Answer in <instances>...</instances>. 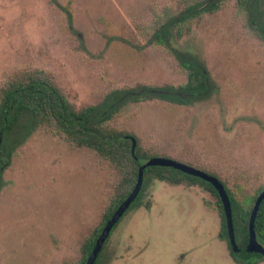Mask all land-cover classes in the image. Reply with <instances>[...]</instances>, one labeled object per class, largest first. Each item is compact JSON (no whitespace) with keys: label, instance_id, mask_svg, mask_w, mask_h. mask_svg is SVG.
<instances>
[{"label":"rangeland","instance_id":"1","mask_svg":"<svg viewBox=\"0 0 264 264\" xmlns=\"http://www.w3.org/2000/svg\"><path fill=\"white\" fill-rule=\"evenodd\" d=\"M165 6L179 10L183 0H0V88L44 71L79 110L137 86L183 85L177 54H189L214 85L208 99L124 103L106 127L133 136L149 158L219 179L246 207L264 186V42L245 32L236 1L223 0L179 39L158 45L144 27ZM260 10L264 18V0ZM121 180L120 168L94 151L34 130L1 175L0 264L78 262ZM220 228L208 186H173L149 172L97 264H239Z\"/></svg>","mask_w":264,"mask_h":264},{"label":"trees","instance_id":"2","mask_svg":"<svg viewBox=\"0 0 264 264\" xmlns=\"http://www.w3.org/2000/svg\"><path fill=\"white\" fill-rule=\"evenodd\" d=\"M222 1L183 0V7L179 10L165 6L150 23L145 25V32L158 45L168 44L170 38L179 39L187 32L190 23L194 20L218 11ZM235 1L236 11L243 19L245 32L264 42V18L260 10L262 0ZM177 58L181 70L186 73V82L183 85L177 88L137 86L114 93L108 104L89 105L79 110H75L66 101L44 71L25 72L19 77L7 79L2 84L0 88V187L1 175L8 167L13 152L30 133L40 127L47 128L62 141L77 148L94 151L103 159L117 165L122 172L117 193L105 207L98 227L82 244L80 260L73 264H85L105 223L134 188L139 167L150 159L140 153L137 147H135L134 156L131 155V142L128 138L130 135L107 129L106 123L116 109L124 103H140L154 99L177 104H192L208 99L215 91L206 70L196 58L185 53L177 54ZM149 172H154L157 179L173 186H191L195 182L208 186L217 197V208L221 219L219 238L226 242L230 255L237 263L257 262L255 258L242 261L232 253L222 206L216 191L209 183L171 168L146 167L143 170V176ZM222 185L224 186L223 183ZM142 188L143 181L138 196L129 208L138 199ZM225 190L232 209L235 242L238 248H243L248 241V219L251 209L256 197L264 191V186L248 198L246 207L239 205L229 190L227 188ZM254 230L257 241L264 244V199L257 211ZM101 251L94 264L98 263Z\"/></svg>","mask_w":264,"mask_h":264},{"label":"water","instance_id":"3","mask_svg":"<svg viewBox=\"0 0 264 264\" xmlns=\"http://www.w3.org/2000/svg\"><path fill=\"white\" fill-rule=\"evenodd\" d=\"M131 142L130 152L134 156L136 141L134 138L129 137ZM146 167H164L171 168L176 171H180L188 176L199 178L200 180L209 183L212 188L216 191L217 196L220 200L224 219L225 226L227 231L228 242L231 248L232 253L242 261H248L252 258L261 259L264 256V247L258 243L255 235V219L259 206L264 199V191H262L255 199L253 207L251 209L249 219H248V241L243 248H238L235 242L234 228H233V219H232V209L229 201V197L226 193V190L222 183L215 177L210 176L198 169H195L191 166H187L180 162L174 161L167 158H150L138 169V176L134 188L127 196V198L118 206V208L111 215L109 220L105 223L103 229L101 230L88 258L86 259L85 264H94L98 254L100 253L102 246L106 239L108 238L111 230L117 224L119 219L123 216L129 206L133 203L136 197L139 194V191L142 186L143 181V170Z\"/></svg>","mask_w":264,"mask_h":264}]
</instances>
